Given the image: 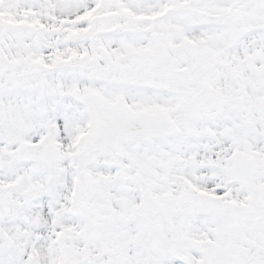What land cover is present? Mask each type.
Returning <instances> with one entry per match:
<instances>
[{
	"label": "snow or ice",
	"instance_id": "1",
	"mask_svg": "<svg viewBox=\"0 0 264 264\" xmlns=\"http://www.w3.org/2000/svg\"><path fill=\"white\" fill-rule=\"evenodd\" d=\"M0 264H264V0H0Z\"/></svg>",
	"mask_w": 264,
	"mask_h": 264
}]
</instances>
